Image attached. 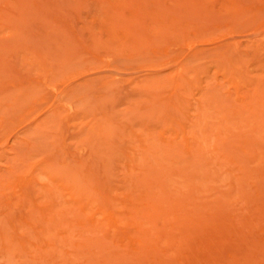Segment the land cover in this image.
Instances as JSON below:
<instances>
[{
	"label": "rangeland",
	"instance_id": "374dc122",
	"mask_svg": "<svg viewBox=\"0 0 264 264\" xmlns=\"http://www.w3.org/2000/svg\"><path fill=\"white\" fill-rule=\"evenodd\" d=\"M0 264H264V0H0Z\"/></svg>",
	"mask_w": 264,
	"mask_h": 264
}]
</instances>
